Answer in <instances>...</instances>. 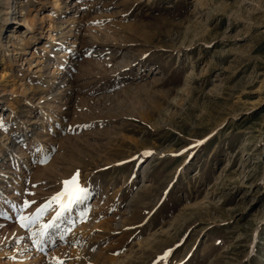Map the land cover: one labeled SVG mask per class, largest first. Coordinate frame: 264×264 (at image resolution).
Masks as SVG:
<instances>
[{
    "label": "rangeland",
    "instance_id": "rangeland-1",
    "mask_svg": "<svg viewBox=\"0 0 264 264\" xmlns=\"http://www.w3.org/2000/svg\"><path fill=\"white\" fill-rule=\"evenodd\" d=\"M10 1L0 264H264V0Z\"/></svg>",
    "mask_w": 264,
    "mask_h": 264
},
{
    "label": "snow or ice",
    "instance_id": "snow-or-ice-1",
    "mask_svg": "<svg viewBox=\"0 0 264 264\" xmlns=\"http://www.w3.org/2000/svg\"><path fill=\"white\" fill-rule=\"evenodd\" d=\"M77 176L78 173L75 174L70 180H66L63 183L66 186V191L57 193L56 196L52 198L54 201H59L61 197L67 198V204L61 203V211H58L56 213V216L52 218L51 221L44 223L41 225L40 229L38 231H35L32 233L34 239V243L37 245L43 244L46 242L45 237L49 236L48 229L55 227V220L60 217L63 214V211L66 210L68 207H70L72 204L79 201V199L83 198V196H86V190L80 187H75L72 191H67V186L70 184H76L77 182ZM30 201H24L23 208H27L29 206ZM48 204L42 205L41 207L37 208L34 213L31 215H21L18 217V219L21 222V226L26 229H31L37 222L40 221L42 215L46 212L48 209ZM63 239V237H61ZM170 251V250H169ZM169 251H166L164 253V257H167L169 255ZM57 264H62V261H58Z\"/></svg>",
    "mask_w": 264,
    "mask_h": 264
},
{
    "label": "bare ground",
    "instance_id": "bare-ground-1",
    "mask_svg": "<svg viewBox=\"0 0 264 264\" xmlns=\"http://www.w3.org/2000/svg\"><path fill=\"white\" fill-rule=\"evenodd\" d=\"M10 3H11V7H12V5H13V3L15 4L14 5V8H13V10H16V12L18 13L17 14V16L16 17H14V21L12 22V24H15L18 20H19V22H21V20H23L24 22H28V18L27 17H23V19L21 18L22 17V13H23V0H13V1H10ZM22 6L21 8H19V6ZM25 6V5H24ZM9 12H12L11 10L10 11H8V13ZM13 18V17H12ZM33 22H34V19L32 20ZM9 24L11 23L10 21L8 22ZM9 36H15V34H9ZM11 41V40H10ZM9 41V42H10ZM7 45V44H6ZM2 90H0V98H2L1 96H2ZM9 108V107H8ZM23 133V132H22ZM43 151V153H42V151ZM40 151L41 152H39V154L38 155H46V150L43 148V149H41ZM17 158V160L19 161V167H18V169H17V175H21V174H23V173H25L27 170H28V163H30L29 162V160L30 159H32L31 158V155H28V150L27 149H25V148H21V151H20V155H18V157H16ZM32 164V163H31ZM8 169H6V170H3V168H1L0 169V186H5L6 187V190H9V194L10 193H12L13 191H10V187H9V185H6V184H10V185H12V181L9 179V176L10 175H8L7 174V172L9 173V172H11V170H12V168L10 167V166H8L7 167ZM12 173V172H11ZM10 178H12V179H15V180H17L16 179V176H11ZM4 182H7L6 184L4 183ZM21 182V181H20ZM16 186L17 185H15L14 187L16 188ZM9 187V188H8ZM13 187V186H12ZM4 191V190H3ZM3 195L4 196H7L8 195V193H5V192H3V194L1 195L0 194V208L2 207L3 209L5 208L4 206L6 205V204H9L10 203V199H12L11 197H8V198H5V197H3ZM11 195V194H10ZM2 197V198H1ZM10 198V199H9ZM4 203H6L5 205H4ZM2 204L4 205V206H2ZM13 204V203H12ZM50 238H52V237H50V235H49V238L48 239H50Z\"/></svg>",
    "mask_w": 264,
    "mask_h": 264
}]
</instances>
